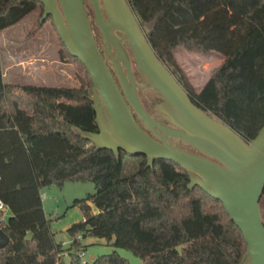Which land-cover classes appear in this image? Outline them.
Segmentation results:
<instances>
[{"label":"trees","instance_id":"1","mask_svg":"<svg viewBox=\"0 0 264 264\" xmlns=\"http://www.w3.org/2000/svg\"><path fill=\"white\" fill-rule=\"evenodd\" d=\"M126 1L190 102L251 140L264 123V0ZM33 10L41 16L38 0H0V30ZM61 46V55L76 63L77 86L3 83L0 71V202L9 211L4 218L0 209V229L8 237L0 264H60L62 249L53 239L40 190L85 180L94 191L69 205L81 218L65 230L73 251L68 264H81L85 236L112 239L111 246L129 251L141 264H240L245 242L239 229L219 200L197 185L188 187L184 168L162 159L146 166L143 155L121 150L114 155L84 137L97 131L91 80ZM178 47L222 58L197 91L175 62ZM83 264L127 261L111 251Z\"/></svg>","mask_w":264,"mask_h":264},{"label":"water","instance_id":"2","mask_svg":"<svg viewBox=\"0 0 264 264\" xmlns=\"http://www.w3.org/2000/svg\"><path fill=\"white\" fill-rule=\"evenodd\" d=\"M38 1L40 22L50 17L68 54L78 59L91 80L97 131L85 132L84 137L114 155L119 150L143 155L146 166L162 159L184 168L189 173L188 187L197 185L219 200L239 229L245 242L240 264H264V223L259 213L264 123L251 140L244 141L228 125L193 105L174 74L155 55L126 0H87L116 80L94 41L83 0ZM144 87L158 95L152 107L168 125L153 119L142 106L137 88ZM7 241L0 229V247Z\"/></svg>","mask_w":264,"mask_h":264},{"label":"rangeland","instance_id":"3","mask_svg":"<svg viewBox=\"0 0 264 264\" xmlns=\"http://www.w3.org/2000/svg\"><path fill=\"white\" fill-rule=\"evenodd\" d=\"M84 7L88 14L89 24L94 38L97 37L99 40L97 29L92 20V13L89 3L86 1ZM39 14L36 10L34 14H29L22 21L24 27L23 35H28L29 29L33 27L39 21ZM43 29L38 34L44 39V45L46 46V53L43 54L42 64L46 66V70L34 72L31 77H18V81H13L14 79L9 77H3L4 82H17L19 84H32V85H45V86H77L78 80L76 75H78L77 66L74 61L67 58L64 54L61 55L60 51L63 52L61 43L55 33L53 26L49 19L43 21ZM18 32V31H17ZM16 30L11 32L14 35H17ZM48 41H47V40ZM48 43H47V42ZM47 43V44H46ZM126 53L132 61L130 53L125 46ZM36 54V53H34ZM0 56L4 60V47L0 45ZM173 56L175 62L183 75L187 80L189 85L197 91L203 83L206 81L209 72L212 68L218 65L222 58L221 56L213 53L210 55H201L198 53L188 52L183 48H176L173 51ZM35 63H40L39 60H34ZM2 67L4 64L2 63ZM132 73L139 85L141 83L138 81L136 75V69L133 64H131ZM116 80L115 76H113ZM137 95L142 103L144 109L152 117H157L158 113L153 109L152 103L158 100V95L156 92L148 87L137 88ZM172 143L180 147H185L181 142L172 140ZM124 167V171L126 172ZM94 191V185L91 181H65L60 186L51 183L46 185L41 189L42 193L45 194V202L47 209V217H50L51 222L49 224L51 232H54V240H62V238L69 239L70 237L63 230L65 224H72L80 216V210L76 207H70V203L74 198H81L88 193ZM259 213L262 222L264 223V199L259 200ZM83 245V255L81 260L87 263H91L97 256L101 254H107L111 251H116L118 255L125 258L127 264H141V261L138 257L131 254L129 251L122 248H116L110 245V242H107L103 238H97L92 236H85L81 239ZM60 253V264H68L69 262V253L73 252L68 250V247L61 248Z\"/></svg>","mask_w":264,"mask_h":264},{"label":"crops","instance_id":"4","mask_svg":"<svg viewBox=\"0 0 264 264\" xmlns=\"http://www.w3.org/2000/svg\"><path fill=\"white\" fill-rule=\"evenodd\" d=\"M35 11L36 10H33L32 12L28 13L26 16L21 18L15 24H12L0 30V45L4 47V53H5L4 60H2L0 56V71H1L2 79L3 77H9V78L14 79L13 81H18L16 80L18 79V77L20 78L21 77H31L34 74V72L46 70V66L42 64L43 54L46 53V48H45L46 46L44 45V39L38 35L45 25H42L40 30L34 35H30L29 32H28V35L27 34L23 35L25 26L22 25V21L29 14H34ZM15 30L16 32L18 31L17 35H14L11 33L12 31L14 32ZM34 60H39L40 63L37 64L33 62ZM2 63L4 64V67H2ZM2 82L21 85L17 82H13V83L4 82L3 80ZM44 198H45V194L42 193L41 195V190H40V199H41L42 209H43L44 214L47 216L46 202ZM90 208L92 212L96 211L92 205H90ZM1 210L3 211V217L6 218L9 215V211L6 208H2ZM80 218H81V215L77 216L75 221H78ZM67 227H68V224H65L62 228L63 230H66ZM52 233L54 234V232ZM63 239L64 238H62V240H58V241L54 240V241L56 243H60L61 248L68 247L70 243V238L65 239V240ZM109 242L111 245L112 239ZM82 252H84V249L82 250ZM79 259H80V262L83 261L81 260V258Z\"/></svg>","mask_w":264,"mask_h":264},{"label":"flooded vegetation","instance_id":"5","mask_svg":"<svg viewBox=\"0 0 264 264\" xmlns=\"http://www.w3.org/2000/svg\"><path fill=\"white\" fill-rule=\"evenodd\" d=\"M87 0H83V5H84V3L86 2ZM88 2V1H87ZM89 3V2H88ZM90 5V4H89ZM91 8V7H90ZM84 9H85V7H84ZM85 13H86V16H87V19H88V23H89V18H88V14H87V12H86V9H85ZM91 13H92V11H91ZM92 20H93V18H92ZM89 26H90V24H89ZM91 29V28H90ZM98 32V31H97ZM91 33H92V31H91ZM93 36V35H92ZM98 37H99V40H97V37L96 38H94V41H95V43H96V45H97V47H98V50H99V52H100V54H101V56L104 58V62H105V64H106V66L108 67V69H109V71L111 72V74L114 76V74H113V71H112V66H111V63H110V61H109V58H108V55L105 53V51H104V45H103V42H102V39H101V37H100V35H99V33H98ZM120 45L125 49V45H124V40H120ZM110 50H111V53H112V55L114 56V52H113V50H112V48L110 47ZM126 50V49H125ZM147 112V111H146ZM148 113V112H147ZM151 116V115H150ZM152 117V116H151ZM153 119H155L156 121H158V122H160V123H163V124H166V125H168V123H166L164 120H162L160 117H159V114H158V116L157 117H152Z\"/></svg>","mask_w":264,"mask_h":264},{"label":"built area","instance_id":"6","mask_svg":"<svg viewBox=\"0 0 264 264\" xmlns=\"http://www.w3.org/2000/svg\"><path fill=\"white\" fill-rule=\"evenodd\" d=\"M2 208H3V207H2V204H1V202H0V209H2ZM77 238H79V236H77ZM82 255H83V252L80 251V252L78 253V257L81 258ZM83 263H84V261H81V264H83Z\"/></svg>","mask_w":264,"mask_h":264}]
</instances>
